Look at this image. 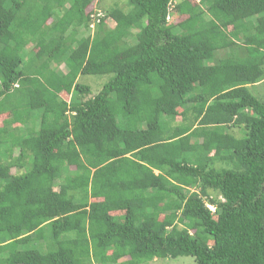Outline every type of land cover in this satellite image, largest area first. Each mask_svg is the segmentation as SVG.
<instances>
[{"label": "trees", "instance_id": "16d2710c", "mask_svg": "<svg viewBox=\"0 0 264 264\" xmlns=\"http://www.w3.org/2000/svg\"><path fill=\"white\" fill-rule=\"evenodd\" d=\"M93 2L0 0V264H264V0Z\"/></svg>", "mask_w": 264, "mask_h": 264}, {"label": "rangeland", "instance_id": "374dc122", "mask_svg": "<svg viewBox=\"0 0 264 264\" xmlns=\"http://www.w3.org/2000/svg\"><path fill=\"white\" fill-rule=\"evenodd\" d=\"M98 2V3H97ZM183 2V0H172V3L170 5L171 8V13L172 11H175L176 7L179 6L181 3ZM97 6L96 10H99L100 12L104 13L107 11L108 8H111L113 5H117L119 8L127 11L128 7H127V0H94V6ZM179 13L181 14V17L179 16L177 19H174L173 22H175L176 20H180L184 19L186 12H184V10L182 8L179 9ZM177 14V13H176ZM179 14V15H180ZM178 15V14H177ZM171 16H170V20ZM52 22L48 23V25H50ZM108 26L109 28L114 26V23L112 20H108ZM131 43H133V39H130ZM133 47H131L130 50H128L127 52H125L124 54H122L121 57H127L130 55H133L135 53L138 52L139 47L136 45V43H133ZM30 49L35 51V48H31ZM221 55L218 54L216 55V58L220 57ZM59 71L64 73L67 71V68L64 65H61L59 67ZM109 76L108 75H104V76H82L79 79V83L83 84L84 86H88L91 90L90 95H88V97H92L94 96L97 92H99V90L101 89L102 84H104L107 80H108ZM249 91L252 95H254L255 97L259 98V99H263L264 98V81H262V83H259L258 85H253V86H249ZM181 111V110H178ZM180 114V113H179ZM4 119V116H0V125L2 123ZM181 117L177 116L175 118V120H173L171 122V126H175L178 123L180 124L181 121ZM234 133L237 134L238 129H233ZM17 154V152H15V155ZM11 173H17L16 169L12 168L11 169ZM55 190H57V188H55ZM195 190V189H194ZM74 194L76 195V192H74ZM123 260L121 259L119 261L122 262ZM193 258L191 257H178L176 259H154L152 261L149 262V264H190L192 263Z\"/></svg>", "mask_w": 264, "mask_h": 264}, {"label": "built area", "instance_id": "2783aa9c", "mask_svg": "<svg viewBox=\"0 0 264 264\" xmlns=\"http://www.w3.org/2000/svg\"><path fill=\"white\" fill-rule=\"evenodd\" d=\"M94 3V2H93ZM94 8V7H93ZM94 10H96V9H94ZM171 11V8H170V5H169V7H168V12H170ZM102 15H101V12L98 10L96 13H95V15L94 16H92L93 18H99V17H101ZM166 20L167 21H169L170 20V14H168L167 15V18H166Z\"/></svg>", "mask_w": 264, "mask_h": 264}, {"label": "clouds", "instance_id": "9594fccd", "mask_svg": "<svg viewBox=\"0 0 264 264\" xmlns=\"http://www.w3.org/2000/svg\"><path fill=\"white\" fill-rule=\"evenodd\" d=\"M208 207H209L211 210H214V208H213V207H211V205H209Z\"/></svg>", "mask_w": 264, "mask_h": 264}]
</instances>
